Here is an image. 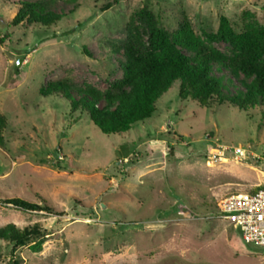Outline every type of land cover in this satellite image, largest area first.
<instances>
[{"label": "rangeland", "instance_id": "rangeland-1", "mask_svg": "<svg viewBox=\"0 0 264 264\" xmlns=\"http://www.w3.org/2000/svg\"><path fill=\"white\" fill-rule=\"evenodd\" d=\"M23 1L61 20L13 27ZM113 1L0 0V227L43 229L40 252L14 255L22 264H264V249L217 217L223 198L264 185V109L201 106L180 99L175 84L149 119L105 135L69 101L40 94L58 84L105 92L121 76L127 35L147 41L133 18L140 9L169 35L186 17L205 39L221 17L237 32L264 27V0H118L102 11ZM225 84L226 95L241 89ZM11 198L45 200L63 214L22 211L4 203ZM11 251L0 241V264Z\"/></svg>", "mask_w": 264, "mask_h": 264}, {"label": "trees", "instance_id": "trees-1", "mask_svg": "<svg viewBox=\"0 0 264 264\" xmlns=\"http://www.w3.org/2000/svg\"><path fill=\"white\" fill-rule=\"evenodd\" d=\"M117 2L114 0L105 4L102 11L110 9ZM133 18H138L142 23L147 41L144 43L133 33L127 35L122 45L124 60L121 76L105 92L90 86L71 91L67 85L58 84L41 88V96H55L69 101L72 112L86 113L90 122L105 135L125 134L134 124L149 119L156 111L157 102L175 84L179 86L180 99L195 100L201 106L215 99L221 104L227 102L244 113L255 108L264 109L263 26L245 23L242 30L237 32L227 17H221L216 31L205 32L203 39L193 31L186 17L181 19L177 30L171 35L159 27L154 15L145 8L138 10ZM60 20V14L42 5L23 1L11 25L50 27ZM212 43L228 44L233 47L234 53L227 57ZM222 72L227 77L221 75ZM234 80L238 81L241 89L226 95L228 85L225 81L230 85ZM100 103L102 106H99ZM3 124L0 118V140ZM262 188L264 185L254 187L248 193H256ZM40 201L35 203L11 198L5 199L4 203L22 211L63 214L45 200ZM42 237L43 229L38 223L24 228L14 224L0 227V241L12 248L8 264H22L14 255L18 248L29 246L32 252H40Z\"/></svg>", "mask_w": 264, "mask_h": 264}, {"label": "built area", "instance_id": "built-area-1", "mask_svg": "<svg viewBox=\"0 0 264 264\" xmlns=\"http://www.w3.org/2000/svg\"><path fill=\"white\" fill-rule=\"evenodd\" d=\"M236 153L242 154L238 149ZM217 214L240 233L244 244L264 249V188L223 198Z\"/></svg>", "mask_w": 264, "mask_h": 264}, {"label": "water", "instance_id": "water-1", "mask_svg": "<svg viewBox=\"0 0 264 264\" xmlns=\"http://www.w3.org/2000/svg\"><path fill=\"white\" fill-rule=\"evenodd\" d=\"M17 67L20 66V60L17 61V64H16Z\"/></svg>", "mask_w": 264, "mask_h": 264}]
</instances>
